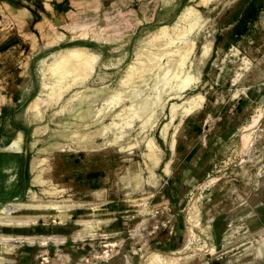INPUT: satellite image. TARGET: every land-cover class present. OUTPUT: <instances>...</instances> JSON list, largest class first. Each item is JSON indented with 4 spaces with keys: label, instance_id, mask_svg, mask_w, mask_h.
Segmentation results:
<instances>
[{
    "label": "rangeland",
    "instance_id": "374dc122",
    "mask_svg": "<svg viewBox=\"0 0 264 264\" xmlns=\"http://www.w3.org/2000/svg\"><path fill=\"white\" fill-rule=\"evenodd\" d=\"M73 48L88 52L86 65L79 56L47 60ZM196 94L203 106L176 118ZM191 124L197 134L184 137ZM182 141L203 144L198 155L207 160L199 196L178 207L165 197L189 172ZM206 201L217 214L264 207V0H0V210L105 206L95 236L82 231L90 226L79 221L94 218L82 209L62 216L24 209L0 220L7 250L0 264H56L21 236L40 223L60 240L85 235L75 239L81 260L72 264H119L120 256L123 264H183L189 254L215 255ZM197 207H204L199 226L191 218ZM184 214L191 232L181 252L166 255L159 241L175 236Z\"/></svg>",
    "mask_w": 264,
    "mask_h": 264
},
{
    "label": "crops",
    "instance_id": "0c3cea01",
    "mask_svg": "<svg viewBox=\"0 0 264 264\" xmlns=\"http://www.w3.org/2000/svg\"><path fill=\"white\" fill-rule=\"evenodd\" d=\"M246 93V94H245ZM245 95H247V92H244ZM242 95V92L236 90L231 93V100H236L240 98ZM205 103V101H204ZM203 106V105H202ZM201 106V107H202ZM200 109V108H199ZM198 111V110H197ZM208 113V112H207ZM206 113V114H207ZM208 115V114H207ZM198 115L194 119L196 123H199L197 121V118H199ZM206 116V115H205ZM262 117V115L260 116ZM205 118L200 122V126L202 129H207V124L205 122ZM222 120V118H220ZM261 118H256L251 124L247 125L245 128L246 130L252 128L253 126H256L260 122ZM194 123V122H193ZM192 123V124H193ZM189 125V130H185L186 134L184 137L189 133L193 135L194 133L197 134V131L193 128V126ZM195 124V123H194ZM204 126V127H203ZM187 139V138H186ZM14 143V142H13ZM176 145V138H175V144L174 149L171 148V150H167L169 156L172 155V153L175 150ZM203 144H200L199 142H196L195 144H185L184 141H182L179 144V148L185 149V153L183 154L181 161L182 164L186 165V168L189 170L187 174L184 173V175L181 174V176H178V181H182V187L178 188V193L174 195L172 191H168V194L166 193V197L170 202L174 203L178 207L185 206V204H182L187 201V198L192 196H199V189L197 187V184L200 183V181L204 180L205 177V159L204 153L202 152L200 155H198V149L203 148ZM198 155V156H197ZM170 163V160H167L166 163ZM169 167V166H168ZM167 172H169V168L166 166ZM167 175V174H165ZM173 185V180L171 182ZM184 185V186H183ZM200 185V184H199ZM204 193V191H202ZM200 193V195H202ZM171 203V204H172ZM56 205V206H62L64 209L56 210V209H48L44 208V205ZM207 205V209L209 203L208 201L205 202V207ZM250 205H242L239 207H234L232 209L227 210L223 214H217L220 211L218 208H214L213 206L209 207V212L211 216L215 217L212 221V227H213V233L216 235V247H210V250L212 253L216 252L217 254L211 255V254H189L184 256L183 258V264H262V249L264 250V237H262V233H264V207H262V202L260 204L257 203V205H254L253 207H249ZM103 203L94 202L88 205H73V204H61V203H55V202H49L45 204H7L0 210V220H4L7 218H11L20 210H38V211H47L51 212L56 216H62L69 214L71 211H75L77 209L86 210V216L93 215L92 219L90 220H82L79 221L81 225L84 226H90L87 229H83V233L85 235L89 236H95L97 234L98 227L105 223V221L101 217V213L104 209ZM204 207H197L195 210H193V216L191 215V218L194 220V225L199 226L204 221L202 211ZM6 210V212H4ZM191 210V208L189 209ZM182 211V210H178ZM216 211V212H214ZM145 212L151 213V211H147L145 209ZM189 212V211H188ZM204 212H208L203 211ZM189 214V213H188ZM180 220L178 222V225L175 227V236L174 237H167L162 242L159 241V244H162V247L168 246V249H166V252H163L166 255L173 256L174 254H177L178 252H181V247L183 246L186 238L189 236V232H191L192 226L190 225V219L189 216L179 215ZM206 217V216H205ZM118 221V219H117ZM120 221V220H119ZM28 224L25 226L27 227L30 224H35L36 221L31 220V223L29 224V221H27ZM40 223V222H38ZM20 224V223H19ZM117 225V223H115ZM42 225V226H41ZM44 224H38L36 226H28L30 229V232L28 234L24 233L22 238L26 237L27 240L34 241L36 243V246L40 251L36 255L39 254V256L45 258L46 254L50 255V260L52 259V255L55 257L56 264H72L73 262H78L81 256V253L76 252V250L80 249L79 247H75V244L77 243V240L84 239L85 235L81 233H77L78 237L73 235L72 238H66L65 240L59 239V233L51 231L50 234H44L42 232ZM123 227V226H122ZM211 228V225L204 228L203 231H207V228ZM114 228H117L115 226ZM113 228V229H114ZM120 228V227H119ZM27 229V228H25ZM115 231V230H114ZM263 231V232H262ZM117 233V231H115ZM84 235V237H82ZM105 237H108L105 235ZM6 238V237H4ZM263 239V240H262ZM38 243V245H37ZM107 243V242H105ZM69 247H68V245ZM35 245V244H34ZM208 251V252H209ZM206 253V252H205ZM213 253V254H214ZM7 254V250H1L0 248V260L4 259V255ZM49 258H45V260L49 261ZM87 262L90 260L88 258ZM115 260V258H114ZM119 264H123L126 260L122 258V256L116 258V260ZM132 261V260H131ZM79 264H86L83 263ZM50 264L51 261L49 262ZM163 264H182L179 263L177 259H170L169 261H162ZM88 264H96V263H88ZM126 264V263H124ZM133 264V262L131 263Z\"/></svg>",
    "mask_w": 264,
    "mask_h": 264
},
{
    "label": "bare ground",
    "instance_id": "6f19581e",
    "mask_svg": "<svg viewBox=\"0 0 264 264\" xmlns=\"http://www.w3.org/2000/svg\"><path fill=\"white\" fill-rule=\"evenodd\" d=\"M69 50H71L70 51V55H66V53L65 54H59V55H57L56 57H49V59H47V60H50V61H57V60H69L70 58H74V57H76V56H79L80 58H81V61L80 62H86L87 61V59L89 58V56L90 55H88V52L87 51H84L83 49H80V48H73V49H69ZM68 50V51H69ZM68 54V53H67ZM88 57V58H87ZM80 58H79V60H80ZM91 62V61H90ZM86 63H88V62H86ZM86 63H85V65H86ZM80 63L78 62V64L76 65L75 63L74 64H72V66L70 67V69L71 68H73V66H76V68L78 67V65H79ZM88 65V64H87ZM82 66V65H81ZM80 67V66H79ZM93 67V66H92ZM76 68H75V70H76ZM90 68V67H89ZM194 69V70H193ZM193 69H191L190 70V72H189V74H193V72L195 71L196 73H197V71H196V69H198V68H196V67H194ZM75 70H73V72L75 71ZM203 97H202V94L200 95V94H196L195 96H193V97H191V98H189V99H186V101L183 103V107L179 110V108H177L179 111H175L174 110V113H175V115H176V118L178 117V115L177 114H179L180 116L182 115V114H184L185 116L187 115H189V114H191V113H193L195 110H197L198 109V107H200V106H202L203 104H204V102H203V104L201 105V99H202ZM205 101V100H204ZM178 106V105H177ZM201 108V107H200ZM172 110V109H171ZM199 110V109H198ZM173 113V114H174ZM183 115V116H184ZM163 138H165V136L163 137ZM167 138V137H166ZM169 139V138H168ZM151 140V139H150ZM148 142H150L149 140H148ZM19 143H20V138L18 139V140H15L14 141V143H13V145H15V146H19ZM151 143V142H150ZM150 143H149V145H147V147L149 146V148H147V149H149V154L151 153V149L153 148H151L150 147ZM168 143V142H167ZM148 144V143H147ZM174 144H175V140L173 139V138H171V140H170V145H171V147L173 148L174 147ZM169 148V147H168ZM174 149V148H173ZM148 152V151H147ZM153 153V152H152ZM152 155V154H151ZM42 164V163H41ZM40 178V177H39ZM44 208H48V209H57V210H61V209H64L63 207H61V206H57V207H54L53 205H44L43 206ZM4 212H6V210H4Z\"/></svg>",
    "mask_w": 264,
    "mask_h": 264
}]
</instances>
